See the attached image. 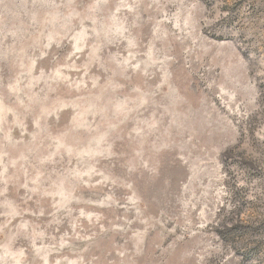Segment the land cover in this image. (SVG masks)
<instances>
[{
    "label": "rangeland",
    "instance_id": "1",
    "mask_svg": "<svg viewBox=\"0 0 264 264\" xmlns=\"http://www.w3.org/2000/svg\"><path fill=\"white\" fill-rule=\"evenodd\" d=\"M0 264H264V0H0Z\"/></svg>",
    "mask_w": 264,
    "mask_h": 264
}]
</instances>
